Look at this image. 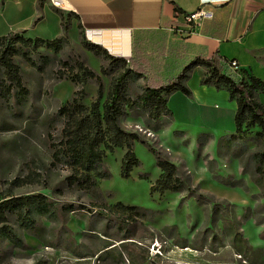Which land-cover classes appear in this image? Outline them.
I'll return each mask as SVG.
<instances>
[{
    "label": "rangeland",
    "instance_id": "374dc122",
    "mask_svg": "<svg viewBox=\"0 0 264 264\" xmlns=\"http://www.w3.org/2000/svg\"><path fill=\"white\" fill-rule=\"evenodd\" d=\"M54 9L58 27L52 35L44 33L54 44L34 47L31 41L32 61L15 56L25 93L0 98V196L44 193L56 211L52 207L40 216L35 231L12 217L19 241L0 240V264H264V191L251 178L254 164L245 145L221 141L235 131L236 104L227 90L215 95L198 90L197 76H204L205 68L193 69L191 84L209 114H222L218 127L208 116H189L185 108L192 103L181 95L172 100L177 109L172 119L156 131L148 130L140 109L127 110L121 118L124 129L149 140L179 167L195 193H152L161 171L156 155L142 142L134 146L141 164L130 177L121 175L125 149H116L105 158L109 176L97 178L95 187L68 185L70 167L54 159L65 121L57 112L76 90H84L86 105L98 90L96 80L76 85L71 78L83 64L101 76L107 93L112 77L125 67L88 50L76 15ZM186 33L180 24L138 33L134 58L145 76L130 80L132 95L150 79L177 76L196 58ZM249 149H256L255 141H249ZM118 202L141 207L145 214L134 220L107 209ZM66 204L78 207L62 209ZM175 238L187 247L178 246Z\"/></svg>",
    "mask_w": 264,
    "mask_h": 264
},
{
    "label": "trees",
    "instance_id": "16d2710c",
    "mask_svg": "<svg viewBox=\"0 0 264 264\" xmlns=\"http://www.w3.org/2000/svg\"><path fill=\"white\" fill-rule=\"evenodd\" d=\"M44 1L40 0V5ZM176 11L179 12V8H176ZM31 41L35 42L34 47L54 44V41L49 43L48 40L39 37L29 38L25 31L0 37V98L10 100L25 93L21 68L15 62V56L21 54L28 61H32L27 50ZM84 45L95 55L110 61L112 65L124 66L125 69L112 77L107 93L101 76L83 64L71 78L76 85H85L91 80H96L98 90L90 105L83 102L84 90H76L75 96L57 112L65 121L61 140L54 145V159L70 167L68 185L86 190L95 187L97 178L109 176L105 158L108 151L114 152L116 149H125L121 175L130 177L134 168L141 164L134 146L136 142H142L156 155L157 165L161 171L159 178L151 187L152 193L164 195L167 192L186 190L191 194L195 193V190L188 186L179 167L167 159L149 140L137 132L124 129L121 118L126 115L127 110L140 109L144 113L143 119L148 130L161 129L166 121L173 117V112L168 106L169 96L180 91L192 99L193 93L188 81L194 68L204 67L206 73L201 83L213 85L217 89H226L229 100L236 104L235 131L221 141L245 145L248 160L254 164L253 171L250 172L251 178L264 191V103L260 100V96L264 95L263 79L250 74L247 70H241L240 77L228 74L225 71L226 60L216 53L211 58L196 57L177 76L167 81L148 80L142 91L134 96L130 92V80L145 76L142 66L136 59L113 56L106 48L89 40H85ZM128 61L132 66H127ZM249 141L256 142L255 150L249 149ZM244 170L248 171L247 167ZM52 207L56 211L55 203L44 193L14 195L8 192L0 196V240L5 238L14 243L19 241L17 232L11 225L12 217H15L22 228L35 231L39 217L50 213ZM77 207L66 204L62 209L75 211ZM79 207L83 208V205ZM106 207L112 212L128 215L134 220L145 214L143 208L125 205L122 202ZM175 240L178 246L187 247L186 242L177 238Z\"/></svg>",
    "mask_w": 264,
    "mask_h": 264
},
{
    "label": "crops",
    "instance_id": "0c3cea01",
    "mask_svg": "<svg viewBox=\"0 0 264 264\" xmlns=\"http://www.w3.org/2000/svg\"><path fill=\"white\" fill-rule=\"evenodd\" d=\"M204 1L63 0L61 8L76 15L88 40L103 46L113 56L134 58L138 50V33L180 24L187 31L186 43L191 48V56L211 58L217 53L226 60V64L236 60L240 70H247L264 80V0L209 3L205 7L213 12L212 18L198 24L188 23L185 16L200 9ZM54 7L46 1L40 5V0H0V37L25 31L29 38L46 39L45 36L52 35L59 22ZM45 30L50 35H44ZM225 71L230 72L227 65ZM193 75L188 81L194 91L193 98L179 91L169 96L168 106L175 113L177 109L173 107L172 100L181 95L192 103L191 107L185 108L189 116H208L214 123L212 126H217L222 114H209L205 110L191 84ZM202 77L197 76V88L203 95L226 93V89L202 84ZM263 96L260 100L264 103Z\"/></svg>",
    "mask_w": 264,
    "mask_h": 264
},
{
    "label": "built area",
    "instance_id": "2783aa9c",
    "mask_svg": "<svg viewBox=\"0 0 264 264\" xmlns=\"http://www.w3.org/2000/svg\"><path fill=\"white\" fill-rule=\"evenodd\" d=\"M54 6L61 8L63 6V0H49ZM221 1H228V0H205L203 3V6L196 10L195 12H192L188 15L185 16V20L188 23H195L198 24L201 21L205 19H209L213 17V12L205 7L206 4L209 3H216V2H221ZM227 68L230 70L228 74H231L232 76L233 73H239L241 72L239 63L236 60H231L227 62Z\"/></svg>",
    "mask_w": 264,
    "mask_h": 264
}]
</instances>
